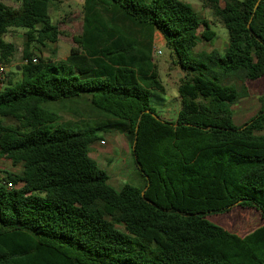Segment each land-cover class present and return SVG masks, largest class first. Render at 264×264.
Here are the masks:
<instances>
[{"label":"trees","instance_id":"trees-1","mask_svg":"<svg viewBox=\"0 0 264 264\" xmlns=\"http://www.w3.org/2000/svg\"><path fill=\"white\" fill-rule=\"evenodd\" d=\"M16 1L0 0L7 67L17 48L5 35L26 31L21 79L7 72L0 91V157L22 171L0 170V264H264V95L242 126L231 109L264 77V0H204L229 32L223 54L194 52L216 32L190 3L84 0L69 56L36 62L34 46L63 34L50 16L59 0ZM158 44L185 73L175 122L152 105L166 91ZM67 104L101 122L61 123ZM108 131L129 140L143 186L116 190L90 157ZM235 207L263 225L242 237L208 219Z\"/></svg>","mask_w":264,"mask_h":264},{"label":"rangeland","instance_id":"rangeland-1","mask_svg":"<svg viewBox=\"0 0 264 264\" xmlns=\"http://www.w3.org/2000/svg\"><path fill=\"white\" fill-rule=\"evenodd\" d=\"M1 1L14 8L19 6V3L16 0ZM181 1L192 4L202 19L212 22V28L216 32V37L212 41L206 42L202 40L200 44L197 45L194 52L201 53L217 50L223 54L230 41L229 32L214 15V12L205 6L204 0ZM224 5L225 3L222 1L221 7H224ZM83 6L84 0H59L58 2L51 4L50 16L53 23L59 27L63 34L55 44L49 43L46 47H41L39 45L34 46V59L37 60V57L41 56L43 58L62 60L69 56L71 48L75 45L72 37L81 34L83 30ZM25 32L26 31L21 28L11 29L5 36V40L14 43L17 48V51L12 58V65L10 66L11 73L8 75L12 81H18L21 79V73L19 70L25 63L23 59ZM157 50H161L162 54L158 55L155 50L154 58L159 68L160 79L166 87V92L163 94L159 91L152 90V105L159 114H163V111L166 109L167 113H165V116L167 118H172L176 116L180 109L178 86L180 84L179 80L185 75V73L181 71L179 66L175 63V57H171L170 51L167 50L164 45L158 44ZM15 65H19V69H17ZM225 84L242 85L233 78L226 80ZM246 86L248 89V96L232 106L234 122L238 126L245 124L260 110L261 104L259 98L264 95V77L255 81L247 80ZM64 106L65 108L61 109V123H72L80 126L82 123L98 124L101 122L100 118L95 114L82 111V109H79L78 107H71L69 104ZM45 107L47 109H52L53 104H47ZM4 122L9 125H14L16 123L13 118H6L4 119ZM87 128L90 127H76V130H85ZM100 134L105 137L110 134L119 135L117 131L102 132ZM123 142L124 153L121 157L125 159L127 166H129L128 170L132 172L130 176H126L129 180L127 184L141 187L143 186V183L137 182L136 175L133 174L136 170L134 168L135 165H133L132 162L133 157L130 156L129 143L126 139H124ZM97 164L102 170L110 173V168L107 165L103 164L101 161H97ZM0 170L4 172L10 171L20 173L22 167H14L10 160L0 157ZM208 219L214 224L240 236H244L263 225V220L257 210L244 207H235L230 212L208 216Z\"/></svg>","mask_w":264,"mask_h":264},{"label":"crops","instance_id":"crops-1","mask_svg":"<svg viewBox=\"0 0 264 264\" xmlns=\"http://www.w3.org/2000/svg\"><path fill=\"white\" fill-rule=\"evenodd\" d=\"M6 36V35H5ZM5 38V37H4ZM7 41V40H6ZM202 41V40H201ZM200 41V42H201ZM8 42V41H7ZM199 42V44H200ZM198 44V45H199ZM229 45V44H228ZM228 45L226 47V49L228 48ZM68 57V56H67ZM66 57V58H67ZM65 58V59H66ZM62 59V60H65ZM57 60V59H56ZM12 65V64H11ZM17 67V69H19V65H15ZM8 72L10 71V67H7ZM159 69V68H158ZM165 86V85H164ZM166 89V87H165ZM166 92V91H165ZM164 94V93H163ZM242 100V99H241ZM240 102V101H239ZM179 104H180V98H179ZM181 105V104H180ZM261 108V107H260ZM232 109V107H231ZM180 110V109H179ZM178 110V112H179ZM178 112L176 114L175 117H170L167 118L165 116V113H167L166 109L163 111V114H160V116L167 120V121H172L175 122L177 119V115ZM233 112V110H232ZM234 119V117H233ZM235 123V122H234ZM238 126V125H237ZM242 126V125H241ZM118 132V131H117ZM119 135H109V136H102L99 141L95 142L91 147H90V157L92 159H94L96 162L97 161H101L103 164L107 165L110 168V173L107 172V174L109 175V183L116 189V190H121L125 184L128 183V178H126V176H130V174H132L131 171L128 170V167L125 159H123L121 157V155H123L124 151H123V146H124V139H126L129 143V140L126 138V136L120 132H118ZM102 142H104V144H102ZM122 147V150H121ZM129 148H130V156H132V152H131V147H130V143H129ZM122 151V152H121ZM127 154V153H126ZM133 157V156H132ZM133 165H135L134 163V158H133ZM135 170L136 172H133V174L136 175L137 178V182L143 183L144 181L141 178V176L139 175V172L137 170V167L135 165ZM106 172V171H105ZM262 226V225H261ZM238 235V234H237ZM247 235V234H246ZM240 236V235H239ZM245 236V235H244ZM243 237V236H242Z\"/></svg>","mask_w":264,"mask_h":264},{"label":"built area","instance_id":"built-area-1","mask_svg":"<svg viewBox=\"0 0 264 264\" xmlns=\"http://www.w3.org/2000/svg\"><path fill=\"white\" fill-rule=\"evenodd\" d=\"M155 50L158 55L162 54L161 50H157V47H155ZM36 61L37 60L34 59V62ZM7 72H8L7 66L0 61V91L3 90V88L5 87ZM102 144H104V142H102ZM8 186L11 187V185Z\"/></svg>","mask_w":264,"mask_h":264},{"label":"water","instance_id":"water-1","mask_svg":"<svg viewBox=\"0 0 264 264\" xmlns=\"http://www.w3.org/2000/svg\"><path fill=\"white\" fill-rule=\"evenodd\" d=\"M180 76V75H179ZM142 196H144V193H142Z\"/></svg>","mask_w":264,"mask_h":264}]
</instances>
